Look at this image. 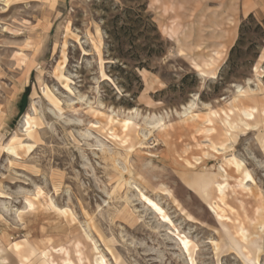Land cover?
<instances>
[{
  "label": "rangeland",
  "instance_id": "rangeland-1",
  "mask_svg": "<svg viewBox=\"0 0 264 264\" xmlns=\"http://www.w3.org/2000/svg\"><path fill=\"white\" fill-rule=\"evenodd\" d=\"M143 5L156 57L105 29ZM259 25L264 0H0V264H264Z\"/></svg>",
  "mask_w": 264,
  "mask_h": 264
},
{
  "label": "trees",
  "instance_id": "trees-1",
  "mask_svg": "<svg viewBox=\"0 0 264 264\" xmlns=\"http://www.w3.org/2000/svg\"><path fill=\"white\" fill-rule=\"evenodd\" d=\"M145 5L140 6L139 8H126L123 9L121 13H119L114 19L109 21L105 26L106 32L108 34V39L110 40V44L114 45L116 41H119L121 37L132 36L135 33L146 32L150 39L153 40L150 47V57H156L159 55V44H156V39L160 37L157 25L154 21H152L150 15H145L146 10ZM253 15L249 16V19H253ZM124 19V20H123ZM122 22V24H120ZM246 27V23H243L241 26V32L244 31ZM259 29L262 31V35L264 37V26L259 25ZM144 30V31H143ZM155 34L154 36H151ZM121 46L124 45L123 42L119 44ZM136 47V46H135ZM234 49V48H233ZM135 67V66H134ZM139 68H148L149 64L144 62H139L137 65Z\"/></svg>",
  "mask_w": 264,
  "mask_h": 264
},
{
  "label": "bare ground",
  "instance_id": "bare-ground-1",
  "mask_svg": "<svg viewBox=\"0 0 264 264\" xmlns=\"http://www.w3.org/2000/svg\"><path fill=\"white\" fill-rule=\"evenodd\" d=\"M249 115H251V114H249ZM249 115H248V116H249ZM249 125H250V124H249ZM232 129H233V128H232Z\"/></svg>",
  "mask_w": 264,
  "mask_h": 264
}]
</instances>
